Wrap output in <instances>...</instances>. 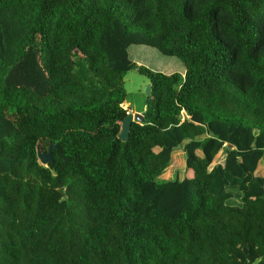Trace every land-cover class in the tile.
<instances>
[{
    "label": "trees",
    "instance_id": "obj_1",
    "mask_svg": "<svg viewBox=\"0 0 264 264\" xmlns=\"http://www.w3.org/2000/svg\"><path fill=\"white\" fill-rule=\"evenodd\" d=\"M0 264H264V0H0Z\"/></svg>",
    "mask_w": 264,
    "mask_h": 264
},
{
    "label": "rangeland",
    "instance_id": "obj_2",
    "mask_svg": "<svg viewBox=\"0 0 264 264\" xmlns=\"http://www.w3.org/2000/svg\"><path fill=\"white\" fill-rule=\"evenodd\" d=\"M128 59L137 67L141 66L151 71L162 74L182 73L183 65L175 57H166L160 54L156 49L144 45H132L127 49ZM148 84L147 79L139 74L136 69L125 73L123 77V89L126 94V103L123 108L127 109L128 114H136L145 108V87ZM133 112V113H132ZM179 154V155H178ZM180 153H176L173 162L164 174V179H172L174 174L182 178L184 169Z\"/></svg>",
    "mask_w": 264,
    "mask_h": 264
},
{
    "label": "water",
    "instance_id": "obj_3",
    "mask_svg": "<svg viewBox=\"0 0 264 264\" xmlns=\"http://www.w3.org/2000/svg\"><path fill=\"white\" fill-rule=\"evenodd\" d=\"M150 89H151L150 84H147L145 87V95H146L145 103H147L149 100ZM133 122L142 124L144 122L142 115L139 113L133 115L131 114L126 115V117L120 122V132L117 137L118 140H120L121 142H125L127 140L130 131V126ZM52 148L53 147H51L47 153H43V154L38 153L37 155L38 161L41 165H46L48 162L51 161Z\"/></svg>",
    "mask_w": 264,
    "mask_h": 264
},
{
    "label": "crops",
    "instance_id": "obj_4",
    "mask_svg": "<svg viewBox=\"0 0 264 264\" xmlns=\"http://www.w3.org/2000/svg\"><path fill=\"white\" fill-rule=\"evenodd\" d=\"M183 72H184V69H183L182 73H183ZM182 73H181V74H182ZM170 74H171V73H170ZM124 104H127V103L125 102ZM132 113H133V112H132ZM138 113H140V112H138Z\"/></svg>",
    "mask_w": 264,
    "mask_h": 264
}]
</instances>
